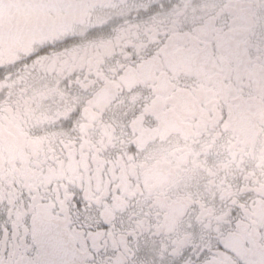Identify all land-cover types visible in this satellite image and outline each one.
I'll return each mask as SVG.
<instances>
[{
	"label": "flooded vegetation",
	"instance_id": "1",
	"mask_svg": "<svg viewBox=\"0 0 264 264\" xmlns=\"http://www.w3.org/2000/svg\"><path fill=\"white\" fill-rule=\"evenodd\" d=\"M146 206L264 264V0H0V264H42L44 222L127 250Z\"/></svg>",
	"mask_w": 264,
	"mask_h": 264
},
{
	"label": "snow or ice",
	"instance_id": "2",
	"mask_svg": "<svg viewBox=\"0 0 264 264\" xmlns=\"http://www.w3.org/2000/svg\"><path fill=\"white\" fill-rule=\"evenodd\" d=\"M70 43L72 41L66 40L63 46ZM52 48V45L40 47L27 58V62L48 55ZM194 210L193 207L180 218L177 231L165 236L162 228L169 221L167 209L146 206L143 210H138L134 207L129 213L126 229H122L126 234L127 250L123 245L95 250L86 264H141V261L144 264H212L213 249L205 246L207 241L201 239L197 231L196 220L192 214ZM184 233L191 234L188 242H174ZM145 236L148 237L147 240Z\"/></svg>",
	"mask_w": 264,
	"mask_h": 264
},
{
	"label": "water",
	"instance_id": "3",
	"mask_svg": "<svg viewBox=\"0 0 264 264\" xmlns=\"http://www.w3.org/2000/svg\"><path fill=\"white\" fill-rule=\"evenodd\" d=\"M40 229L43 264H85L62 226L44 222Z\"/></svg>",
	"mask_w": 264,
	"mask_h": 264
}]
</instances>
